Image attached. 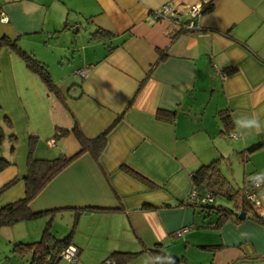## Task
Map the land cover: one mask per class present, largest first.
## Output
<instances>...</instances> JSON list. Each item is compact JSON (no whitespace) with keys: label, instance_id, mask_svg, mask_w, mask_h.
<instances>
[{"label":"crops","instance_id":"1","mask_svg":"<svg viewBox=\"0 0 264 264\" xmlns=\"http://www.w3.org/2000/svg\"><path fill=\"white\" fill-rule=\"evenodd\" d=\"M212 1L198 31L175 36L168 21L153 16L168 2L186 8ZM98 28L112 38L92 40ZM4 35L48 66L60 96L9 47L1 50L0 123L8 135L22 133V151L16 145L11 154L9 139L3 145L0 156L13 164L0 172V188L17 182L0 194V211L25 196L33 135L35 157L54 159L81 149L71 131L54 138L60 128L77 124L94 138L113 125L99 160L80 153L31 202L34 211L63 208L52 226L61 219L66 232H52L72 233L77 264L112 255L116 264L121 253H136L123 264H155L156 247L180 264H264V224L228 217L211 226L218 213L188 204L195 170L221 158L234 178L238 158L249 169L244 184L262 181L255 209L264 215V0H0ZM229 65L237 69L222 76ZM160 109L175 111V119L158 118ZM252 119L259 129L237 123ZM257 143L261 148L241 154ZM183 227L190 229L175 236Z\"/></svg>","mask_w":264,"mask_h":264},{"label":"trees","instance_id":"2","mask_svg":"<svg viewBox=\"0 0 264 264\" xmlns=\"http://www.w3.org/2000/svg\"><path fill=\"white\" fill-rule=\"evenodd\" d=\"M215 3L209 2L205 4L204 11L213 10ZM4 13L1 12V15ZM180 34V33H179ZM113 34L104 29L98 28L91 34L92 40H109L112 38ZM177 36V35H175ZM9 47L13 52L19 54L21 58L25 61L28 68L33 71L35 74L40 76L43 82L46 84L49 91L54 92L56 95L60 96V90L58 85L53 81L48 66L37 59L34 55L30 54L26 51L22 46H20L18 42V38L12 39L7 35L0 37V52L3 48ZM163 59V56L160 57V60ZM235 66H226L225 69L221 72L224 75L226 73L232 72L236 70ZM157 117L165 120H173L176 117L175 111H166V110H158ZM228 115H223V119L227 121L229 119ZM121 117H118L116 122ZM228 122V121H227ZM6 126L9 128L12 127V122L8 119L6 122ZM113 125L109 127L106 131L101 133L100 135L94 138H88L81 130V128L75 124L73 128H60L59 133H56L54 138H60L64 136L69 131L73 132L78 140L81 143L80 151L72 156H69L65 153L59 154L54 159H39L35 157L34 147L36 143V136H32L30 150L28 155V173L24 177L25 185H26V193L25 196L15 202H11L2 207L0 211V227L14 225L15 223L23 220H29L31 218L41 216L43 214H50L53 216L55 212L63 210V208H54V209H46L40 211H34L31 207V202L34 198L39 194V192L46 186V184L62 169H64L71 161L75 159L80 153L84 151H90L94 157L99 160L101 153L106 147L108 134L112 130ZM11 142L10 153H14L17 145V135L15 133H10L9 135L6 133V127L0 123V147L4 145L6 140ZM34 140V141H33ZM262 143L254 144L245 151H242L241 154L246 152L250 154L259 148H261ZM222 159L218 158L206 165H202L200 168L195 170L192 173L193 184H205L210 187L215 193L216 197L219 195L226 196L227 198H234L236 200V207L230 208L226 207L222 204L217 203V198L215 202L204 205L200 208H197L204 212L207 216L212 213H218L219 219L216 223L211 222V226H220L221 221L223 219L231 217L236 221H240L242 219H246L247 217L264 224V215L260 214L256 211L255 206L252 205L250 200L248 199V193H250V186L252 180H247L246 183L242 187L234 186L229 177L221 169ZM13 163L6 157L0 156V172H2L5 168L12 165ZM17 182V179L9 182L2 188H0V194L11 187L13 184ZM257 192V189H256ZM188 204H191L188 200ZM92 210H117L118 208H105V207H87ZM240 212L245 213L246 217L242 218ZM52 219L45 227L41 239L38 241H34L31 243H22L17 244L18 249L28 250L32 253V263L33 264H60L62 257H60V251L71 245L72 233L68 234L65 237L58 238L52 232ZM219 247V246H214ZM155 264H180L181 259L178 256H173L171 254L166 253L162 248L156 247L152 249ZM118 254V253H116ZM120 254V253H119ZM136 253H121L116 264H123L127 262L131 257H133ZM115 255H112L102 264H112L111 258ZM69 264V263H68Z\"/></svg>","mask_w":264,"mask_h":264},{"label":"rangeland","instance_id":"3","mask_svg":"<svg viewBox=\"0 0 264 264\" xmlns=\"http://www.w3.org/2000/svg\"><path fill=\"white\" fill-rule=\"evenodd\" d=\"M20 46L22 44L20 43ZM24 48V47H23ZM26 50V49H25ZM14 55H16L18 58H20L22 61H24L21 56L17 53L14 52ZM25 63V61H24ZM26 64V63H25ZM70 66V64L68 63ZM69 68V67H68ZM65 67V70L68 69ZM72 68V65L71 67ZM69 68V69H70ZM73 70V69H72ZM50 71V70H49ZM56 76L59 75L58 72L53 71ZM71 79H76L78 81L77 76L75 75L74 72H71L70 74ZM41 78L40 76H36ZM38 78V79H39ZM214 107V104H212L211 107H209L210 110H212ZM34 136V135H33ZM31 139V138H30ZM29 139V142L32 140ZM38 137L36 136L37 140ZM34 141V140H33ZM17 151L19 154H21L22 151V133L17 139ZM6 146H1L0 147V155L2 154L5 156L4 151H5ZM29 150H30V145L28 144V155H29ZM241 160L238 158H234L232 160L233 163V169H234V178L230 177V180L234 186H239L242 187L244 184V174L246 172L249 174V169L246 168L243 164L240 162ZM227 162H223V171L228 174V169L226 167ZM248 167V166H247ZM253 174V173H252ZM251 176V175H250ZM217 203L222 204L226 207L230 208H235L236 206V200L234 198H227L226 196L219 195L217 196ZM52 215L48 214H43L41 216H37L34 218H31L29 220H23L15 223L14 225H8V226H1L0 227V264H33L32 263V258L33 255L30 251L28 250H21L18 249L17 244L20 243H31L36 240H39L42 236V232L44 231L45 227L47 224L51 221ZM54 219V217H53ZM52 219V225L54 224V220ZM65 222H62L61 219H59L58 223L54 227L52 226V229L55 230L54 233L58 232V230H62L66 232L65 227ZM65 228V229H64ZM64 229V230H63ZM59 236H62V233L58 232ZM57 234V235H58ZM60 264H68V262L64 259L60 261Z\"/></svg>","mask_w":264,"mask_h":264},{"label":"built area","instance_id":"4","mask_svg":"<svg viewBox=\"0 0 264 264\" xmlns=\"http://www.w3.org/2000/svg\"><path fill=\"white\" fill-rule=\"evenodd\" d=\"M204 11V6L201 3L186 6L182 8L173 2H168L162 5L159 9L153 11V16L156 20H166L171 25V34L177 35L182 32L201 30L200 19ZM6 20V17H2ZM82 77L87 76L85 69L77 71ZM224 76L223 73H221ZM262 185V181L255 179L250 186V193L248 199L252 205L257 206L261 203L256 189ZM216 195L213 190L205 184H194L189 195V202L196 208L215 202ZM189 227H183L175 231V236H182L189 231ZM60 257L66 260L69 264H77L79 260V249L71 244L60 251Z\"/></svg>","mask_w":264,"mask_h":264},{"label":"clouds","instance_id":"5","mask_svg":"<svg viewBox=\"0 0 264 264\" xmlns=\"http://www.w3.org/2000/svg\"><path fill=\"white\" fill-rule=\"evenodd\" d=\"M241 127H248V128H260V124L257 120L252 119V120H246V121H238L237 122ZM259 178V176H257Z\"/></svg>","mask_w":264,"mask_h":264},{"label":"water","instance_id":"6","mask_svg":"<svg viewBox=\"0 0 264 264\" xmlns=\"http://www.w3.org/2000/svg\"><path fill=\"white\" fill-rule=\"evenodd\" d=\"M240 215L242 216V218L246 217L245 213H243V212H240Z\"/></svg>","mask_w":264,"mask_h":264}]
</instances>
